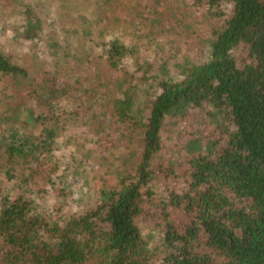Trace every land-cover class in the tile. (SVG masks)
<instances>
[{"label": "trees", "instance_id": "1", "mask_svg": "<svg viewBox=\"0 0 264 264\" xmlns=\"http://www.w3.org/2000/svg\"><path fill=\"white\" fill-rule=\"evenodd\" d=\"M188 3L205 18L204 49L160 71L131 65L108 28L73 56L67 21L0 0V264H264V0ZM103 112L130 124L139 159L84 200L73 184ZM177 115L194 135L163 158Z\"/></svg>", "mask_w": 264, "mask_h": 264}, {"label": "rangeland", "instance_id": "2", "mask_svg": "<svg viewBox=\"0 0 264 264\" xmlns=\"http://www.w3.org/2000/svg\"><path fill=\"white\" fill-rule=\"evenodd\" d=\"M35 1L40 3L43 10L48 11L50 20L56 28L59 29L60 27L59 22H56L58 19L62 23L67 21L68 30L65 32L62 29L59 30V35H63L68 42H71L70 48L71 52L73 51V56H80L83 54V50L86 51V48L92 47L85 41L87 36L84 37V35L87 31L96 32L102 28H108L110 35H117L120 41H127L130 44L132 54L128 61L131 62V65L136 60H148L151 61L152 67L155 64L156 70L160 71L163 68L168 71L178 70L182 63L192 59L197 54L201 55L204 49L202 41L206 37L203 27L206 21L201 12H197L188 3V0ZM66 13L68 14L66 15ZM78 14L80 16L75 19ZM90 62L93 63L94 61L91 59ZM81 67L79 70L82 69ZM77 69L78 67L74 65L70 67L69 71L65 73V79L74 80L76 75L73 72ZM83 71L91 77L94 73L98 74L101 71V76L95 77L104 84L109 81V75L105 68H95L94 72L91 69L89 73L90 68ZM136 84L138 87L140 86L139 83ZM105 89L106 87L102 89V92H105ZM137 91L140 94L139 89ZM100 97L101 94H99L98 99ZM170 119L172 118L170 117ZM172 120L175 121L174 124L167 127L168 131L163 136L166 143L165 152L160 155L163 158L176 156L179 150L177 143L182 136L181 134L194 135L195 131L192 119L185 120V117L177 115ZM95 122L98 125L101 124L100 129L102 128V130L94 142L87 138L86 146L82 145L81 150L84 153L85 150L88 151V154H85L87 160L83 164L84 166L80 167L81 175L75 179L73 184L76 188L75 192L78 189L79 193L81 190L84 192L81 195L84 200L85 195L91 191L92 186L97 182L113 186L119 176L131 174L134 161L139 159V154L127 149L129 138L126 133L127 130H131L129 123H112L104 112ZM93 132L95 131L90 132L89 138H93ZM79 134L77 133V135ZM135 138V133H132L131 146L129 147L137 142ZM184 138L187 139V136ZM103 144L106 145V150L101 153L97 146L100 145L101 147L102 145L101 148L103 149ZM78 151L76 150V153L80 154Z\"/></svg>", "mask_w": 264, "mask_h": 264}]
</instances>
